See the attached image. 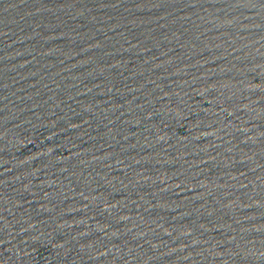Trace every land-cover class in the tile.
Wrapping results in <instances>:
<instances>
[{
	"label": "water",
	"instance_id": "water-1",
	"mask_svg": "<svg viewBox=\"0 0 264 264\" xmlns=\"http://www.w3.org/2000/svg\"><path fill=\"white\" fill-rule=\"evenodd\" d=\"M0 264H264V0H0Z\"/></svg>",
	"mask_w": 264,
	"mask_h": 264
}]
</instances>
